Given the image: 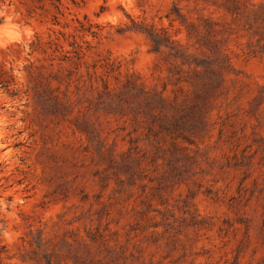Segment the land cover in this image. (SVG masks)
Instances as JSON below:
<instances>
[{
    "label": "rangeland",
    "instance_id": "obj_1",
    "mask_svg": "<svg viewBox=\"0 0 264 264\" xmlns=\"http://www.w3.org/2000/svg\"><path fill=\"white\" fill-rule=\"evenodd\" d=\"M75 2L0 1V264H264V0Z\"/></svg>",
    "mask_w": 264,
    "mask_h": 264
},
{
    "label": "trees",
    "instance_id": "obj_2",
    "mask_svg": "<svg viewBox=\"0 0 264 264\" xmlns=\"http://www.w3.org/2000/svg\"><path fill=\"white\" fill-rule=\"evenodd\" d=\"M1 1V0H0ZM50 1H56V0H50ZM73 5H76L75 0H70ZM55 8L58 10V8L55 6ZM59 12V11H58ZM80 26L81 31L88 32V28H84V25L78 22ZM90 28V27H89ZM139 31L144 33L146 37L150 40V43L152 44L153 51H157L160 49L163 39L161 37L160 33L154 32L153 30H145L142 28H139ZM70 47H72L73 51L72 53L75 54V57L77 59L80 58V53L77 52L76 48L74 47V43L68 44ZM30 47L33 51L39 50L42 54L47 55L48 50L51 52V54H48L47 57H49L50 61H58L59 63H64L70 60V53L69 51H64L63 46L59 43L57 38H49L46 42H42L38 35L34 36V39L30 43ZM2 70H0V85L4 83ZM45 92V91H44Z\"/></svg>",
    "mask_w": 264,
    "mask_h": 264
}]
</instances>
